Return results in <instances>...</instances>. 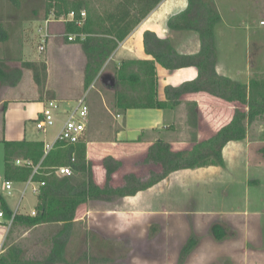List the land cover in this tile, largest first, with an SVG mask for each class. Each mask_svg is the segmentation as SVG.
<instances>
[{"label": "crops", "instance_id": "obj_1", "mask_svg": "<svg viewBox=\"0 0 264 264\" xmlns=\"http://www.w3.org/2000/svg\"><path fill=\"white\" fill-rule=\"evenodd\" d=\"M139 1L152 9L124 40L117 42L109 36H97L113 47L105 62H102L103 65L99 66V80L101 70L110 63L115 68L121 61L153 60V56L147 54L144 48L145 30L154 32L159 38L169 39L178 53L194 54L200 50L201 42L196 32L175 31L167 26L170 16L187 7V0ZM222 1L226 4L229 2L213 0L220 16L219 21L224 16ZM235 10L234 4L228 5L229 12ZM259 24L264 25V21L260 20ZM218 47L219 43L216 42L217 74L238 81L235 75L242 58L231 59L230 55L219 53ZM245 58L248 66L247 54ZM46 66L47 78L42 93L28 69L31 73L30 85L21 82L16 90L3 93L0 99V144L3 152L4 141L48 142L47 137L34 138L35 123L41 117L46 102L55 99L58 104L74 103L84 94L87 99L91 88H94V85H88L96 76H86L84 71L77 72L78 89L68 90L67 85L62 89L54 84L49 62H46ZM135 66L133 70L137 69ZM156 74L158 99L167 101L165 87H175L193 80L197 76V69L190 66L167 70L156 64ZM249 74L248 68L246 82L242 83H248ZM112 75L116 84L114 88H106L113 92L110 111L118 115L119 119L116 120L120 124L116 125L110 141L85 140L86 157L93 163L94 179L99 186L105 182L104 157L112 156L121 161V167L111 179L113 187H120L124 184L126 174L132 173L139 177L130 159L141 156L140 163L149 173L161 172V166L143 162L148 148L157 140L169 143L173 151H189L195 144L212 137L228 124L236 108L248 111V107L237 102H227L205 92L184 94L180 103L172 107H132L121 111L114 106L117 79L114 71ZM128 93L136 98L141 95V91ZM71 107L65 106L62 113L65 114ZM193 108L195 116L192 114ZM90 122L91 115L88 113L87 123ZM221 156L223 165L210 164L176 170L135 195L118 197L110 202L84 203L85 217L90 218L92 213H97L103 217L105 226L115 231L120 230L119 225L124 221L131 224L132 239H138L139 235L146 239V254L140 256L142 259H132V264H179L182 255L180 264H264V117L247 125L244 139L227 142L221 149ZM3 170L4 157L0 162V182L3 180ZM34 206L19 211L27 214ZM154 224H160L161 230L156 236H149V229ZM137 225L145 227L146 230H142L144 235L136 229ZM5 236V229L0 227V252L4 247ZM191 236L197 238V244L187 249ZM159 240L161 244L155 242Z\"/></svg>", "mask_w": 264, "mask_h": 264}, {"label": "trees", "instance_id": "obj_2", "mask_svg": "<svg viewBox=\"0 0 264 264\" xmlns=\"http://www.w3.org/2000/svg\"><path fill=\"white\" fill-rule=\"evenodd\" d=\"M52 1L54 5L49 4L51 8L47 15L59 17L74 11L75 19L66 23L67 30L75 35V41L81 43L87 58L86 76L90 75L92 78L99 72L98 65L113 50L112 46L97 36H109L121 42L152 9L139 0H118L111 10L102 15L91 9L86 0ZM81 11L85 12L84 18L80 16ZM219 19L213 0H187V7L183 11L168 18L169 29L191 30L199 35L201 48L194 54L178 53L169 39L159 38L154 32L145 30L144 48L147 54L153 56V60L121 61L114 68L117 79L114 106L121 111L132 107L163 109L179 104L184 94L205 92L227 102H237L248 107V111L236 108L228 124L222 126L212 137L195 144L189 151H173L169 143L157 140L148 148L143 162L161 166V172L152 173L146 181L132 173L126 174L124 184L120 187L111 185L113 173L122 165L121 161L112 156H106L102 161L105 168L103 186L95 182L93 163L86 157L84 140L75 144L57 141L47 154H44L42 141H4L3 180L24 182L28 179L32 169L16 164V160L22 157L34 164L40 163L39 173L33 179L44 182L36 195L35 215L18 214L14 223L31 226L60 223L61 226L51 236L49 252L44 257H26L20 245L11 244L4 247L0 254V264H67L66 248L76 211L82 204L89 201L110 202L118 197L135 195L176 170L210 164L223 165L222 147L231 140L244 139L247 125L264 117V76L255 73L248 83H242L217 74L215 25ZM156 64L167 70L193 66L197 69V76L179 86H166L164 91L167 101H160L157 96ZM134 65L136 70L132 69ZM21 67L31 70L38 90L42 93L47 78L46 63L21 61ZM5 68L4 63L0 62V85L8 84L11 78V73H7ZM128 91H141V95L138 98L132 97ZM192 114L196 115L194 108ZM56 166H69L71 175L56 176L52 171ZM0 210L5 212L6 217L12 213L1 192ZM212 230L214 232L215 228ZM196 243L197 238L191 236L186 248L191 249Z\"/></svg>", "mask_w": 264, "mask_h": 264}, {"label": "rangeland", "instance_id": "obj_3", "mask_svg": "<svg viewBox=\"0 0 264 264\" xmlns=\"http://www.w3.org/2000/svg\"><path fill=\"white\" fill-rule=\"evenodd\" d=\"M51 1L0 0V62L6 66V72L11 73L9 83H14L0 85V99L6 91L16 90L21 82L22 84L31 83V73L21 67V61L49 62L54 84L62 89L66 85L68 90L78 89L77 72L85 71L86 75V54L81 43L68 39L69 32L66 23L52 20L49 23L50 39L44 49L39 50L38 27L43 24L45 19L54 18L47 15L51 8L49 4L54 5ZM86 1L91 9L104 15L112 9L118 0ZM222 3L224 16L222 21L216 23L215 27V40L219 43V53L230 55L231 59L242 58L237 65L239 70L235 75L239 82H246L248 68L249 78L255 73L264 76V25L259 24L260 20L264 21V0H229L227 4L223 1ZM229 4H234L236 8L234 12L228 11ZM246 54L249 67L246 64ZM105 60L102 62L104 63ZM113 71L114 67L110 63L103 67L100 76L104 73L113 74ZM98 75L88 85V87L94 85V88H91L86 99L90 109L91 122L86 123L84 141L89 139L110 141L113 138L116 125L120 124V121L117 122L118 115L114 111H110L113 92L100 83ZM95 90H99V92ZM67 105L74 106L75 102L58 104L60 113L58 112L56 115L54 125L49 127L46 132L35 128L34 138L47 137V140L52 142L60 131L65 117L61 110H65ZM107 151L105 150V152ZM3 157V146L0 144V162ZM140 157L130 159V164L134 165L139 178L146 181L152 174L142 166ZM24 186L25 184L14 182L12 194L9 195L4 187V180L0 182V192L10 209L16 208ZM35 202L36 195L28 188L20 201L19 210L24 208L29 210ZM85 207L81 205L76 211L66 248L67 264H132V259L135 261L140 259V256L143 257L142 254H146V239L141 235L138 239H132L130 230L133 226L131 224L124 221L119 225L120 230H110L109 226L108 228L105 226L103 217H99L97 213H92L90 218L85 217ZM60 226V223L37 226L13 223L5 229L6 236L3 246L18 244L24 249L26 257L42 258L49 252L50 238ZM132 229L135 230V228ZM136 229L143 232V235L144 231L142 230H146L141 225H137ZM160 230V224L152 225L149 229V236H156ZM155 242L161 244V240Z\"/></svg>", "mask_w": 264, "mask_h": 264}, {"label": "built area", "instance_id": "obj_4", "mask_svg": "<svg viewBox=\"0 0 264 264\" xmlns=\"http://www.w3.org/2000/svg\"><path fill=\"white\" fill-rule=\"evenodd\" d=\"M81 18L85 17V12H80ZM54 17V16H53ZM55 18V19H54ZM53 19H45L43 24L38 27V34H39V50L42 51L44 49L45 44L50 39V30H49V23L52 20L59 23H67L73 21L75 19L74 11L67 13L66 15H62L59 17H54ZM80 23V22H78ZM69 40H74L75 35L68 33L67 34ZM60 111V107L58 106V102L55 99H50L44 105L41 111V117L36 120L35 127L37 130L42 132H46L47 129L54 125L56 121V115ZM89 113V107L86 101V94L80 96L75 100V105L72 106L69 110L65 113V118L61 125L60 131L55 136L52 142H44V154L53 147L54 143L65 142L68 144H75L82 140H84L85 136V128L87 123V117ZM16 163L21 166L30 167L32 172L28 179L24 181V189L21 192L19 203L17 204L16 208L12 210V213L9 217H6L5 212L0 210V227L7 229L14 223V218L18 214H23L19 211L20 201L22 200L24 193L28 188L31 189V192L37 195L40 192L41 186L44 185L42 181H35L33 176L39 173L40 163L34 164L31 160L28 159H17ZM53 173L58 176H69L71 175L72 171L69 166H56L52 168ZM13 181L6 180L4 181V187L7 190V194L11 195L13 190ZM31 216L35 215V210L32 209L29 213ZM0 252V254L4 251Z\"/></svg>", "mask_w": 264, "mask_h": 264}, {"label": "water", "instance_id": "obj_5", "mask_svg": "<svg viewBox=\"0 0 264 264\" xmlns=\"http://www.w3.org/2000/svg\"><path fill=\"white\" fill-rule=\"evenodd\" d=\"M101 83L107 88H114L116 81L111 73H104L100 76Z\"/></svg>", "mask_w": 264, "mask_h": 264}]
</instances>
